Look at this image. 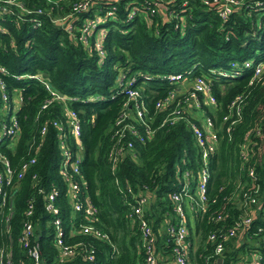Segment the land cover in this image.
<instances>
[{
  "label": "trees",
  "instance_id": "trees-1",
  "mask_svg": "<svg viewBox=\"0 0 264 264\" xmlns=\"http://www.w3.org/2000/svg\"><path fill=\"white\" fill-rule=\"evenodd\" d=\"M77 1L21 0V9L0 0V64L6 68L0 77L9 98L14 88H20L22 95L16 110L19 136L12 147L5 145V139L0 150L16 169L32 154L28 143L37 139L40 123L45 118L64 120V105L74 110L80 124V172L93 207L92 223L106 237L80 233L70 226L72 220L78 219H70V206L63 195L64 182L56 170V129L48 124L35 162L28 166L13 194L8 231L3 221L5 210L0 207V247L9 245V264H30L16 236L22 224L24 201L33 193L32 172L36 174V185L48 189L53 184L58 189L64 240L87 241L94 249L96 264H140L138 233L130 225L126 216L128 205L114 180L128 182L133 190L146 186L152 201L144 214L156 234V251L169 254L163 216L165 211L171 213L169 194L179 186L174 170L182 165V158L188 166L194 165L196 147L188 127L177 122L157 130L150 138L133 139L134 159L125 156L111 168L106 149L111 123L123 99L114 85L119 71L134 77L133 84L142 88L149 108L168 86L163 75L189 72L209 76L215 105L203 106V110L216 123L229 101L242 94L240 118L234 122L229 138L225 129L218 131L219 144L209 161L205 211L190 210L185 203V218L188 264L247 262L251 250L264 238V231H256V226L263 223L258 216L251 222L250 237L244 233L224 242L220 260L211 256L213 243L207 234L221 224H231L240 211L233 199L226 196L236 183V175L244 178L238 166L237 148L247 128H252L249 139L254 141L249 162L255 163L263 175L258 183L264 187V68L249 82L254 65L264 62V0L259 4L245 2L224 19L214 8L202 6L201 0H155L159 6L153 12V0H92L81 11L73 9ZM108 10L112 14H106ZM64 15V23L70 22L73 32H66L58 21H53ZM92 19L95 20L85 40L78 39L82 22ZM35 72L62 93L64 101L54 100L38 111L47 95L42 79L19 76ZM1 103L0 117L4 115ZM255 127L259 128V135L255 134ZM245 183L253 185L249 180ZM217 213L224 218L213 220ZM33 217L39 248L50 264L57 249L51 241L49 216L42 211L37 196ZM60 264L88 262L81 255L72 254Z\"/></svg>",
  "mask_w": 264,
  "mask_h": 264
},
{
  "label": "built area",
  "instance_id": "built-area-1",
  "mask_svg": "<svg viewBox=\"0 0 264 264\" xmlns=\"http://www.w3.org/2000/svg\"><path fill=\"white\" fill-rule=\"evenodd\" d=\"M2 1L15 4L19 8L24 9L21 0ZM91 1L78 0L73 4V9L76 11L85 10ZM249 1L252 4L260 3V0H201V4L204 7L214 8L218 16L224 19L230 12L240 8L245 2L248 3ZM158 6V1L153 0L150 11L153 12ZM132 11L133 9L130 14ZM106 14L112 13L108 10ZM66 17L67 15H64L55 18L53 21H58L66 32H73L72 24L70 22L64 23ZM95 19L82 22L81 29L78 32V39L85 40V36ZM263 68L264 62L255 64L249 82L258 77ZM5 72L6 68L0 64V74ZM19 76L42 79L38 72L20 74ZM162 78L167 79L168 86H166L162 95L153 99L149 108L143 98L142 88L134 86L133 76H127L123 71H119L115 76L114 85L122 92L123 99L110 126L106 158L110 167L113 168L125 156L134 159L133 139L136 138L141 141L144 138H150L157 130L168 128L177 122H183L188 127L196 147L194 165L188 166L185 159L182 158V165L175 167L174 175L179 186L169 194L171 213L169 214V212L165 211L163 216L164 232L167 236L166 242L170 244L168 256L172 264H188L185 203L190 210L199 209L201 212L205 211L208 204L206 188L207 181L210 178L209 161L219 144L218 131L225 129L229 138L234 122L240 118L242 94H236L229 101L226 112L221 115L216 123L215 118L203 110V106L213 108L215 105V99L210 92L209 76L204 74L190 75L188 72L186 74L169 73L163 75ZM42 83L47 95L42 100L38 111L45 109L54 100L64 101L65 97L62 93L53 89L43 79ZM20 91V88H14L9 98L4 82L0 77L1 110L5 111L4 115L0 117V147L5 139L7 140L5 145L12 147L19 136L20 125L16 110L22 100ZM15 105H17V108L13 110ZM63 108L64 120L45 118L40 123L37 139L33 138L28 143V148L32 150V154L22 161L16 169L10 166L8 157L0 150V207L5 210L3 213L5 229L8 231L9 228L8 222L12 214L13 194L19 187L20 179L24 176L28 166L35 162V153L42 144L47 125L50 124L56 129L55 137L59 153L56 170L64 182L63 195L70 206V219H78L77 222L72 220L70 226L80 233L105 238L106 234L92 223L95 219L92 213L93 207L89 196L86 194V182L80 172L81 141L79 137V120L74 110L65 105ZM251 131L252 128H247L243 132L242 140L237 148L238 166L240 170H243L244 178L241 175H236V183L226 196V199H233L240 211L231 224H221L207 234V239L213 243L211 256H217V259L224 249L226 240L238 235L243 236L244 233L248 237L251 236L249 234L250 225L256 216L263 221L262 225L256 226V231H264V197H262L264 195V187L262 189L258 183V180L263 178V175L258 171L255 163L249 162L253 154L252 145L254 144V141L249 139ZM254 132L259 135V128L255 127ZM30 179L34 186L33 193L24 201L22 224L16 236V242L26 252L30 259V264H48L47 259L39 248L38 233L36 234L34 231L33 210L36 196L41 203L42 211L49 216L47 224L52 227L51 241L57 249L50 264H60L72 254L81 255L88 264H96L93 260L94 249L87 241L78 239L77 241L66 242L64 240L65 232L61 225L59 205L57 203V187L52 184L48 189H45L42 185H36L35 172L30 174ZM245 180L251 181L253 185L246 186ZM114 182L118 191L122 194L124 202L128 205L126 216L130 220V225L135 227L138 233V243L142 250L140 264H164L157 258L156 234L150 220L144 214L152 201L149 200L152 193L144 185L133 190L128 182H122L120 179H115ZM191 183L192 190L190 191ZM219 189H221V186ZM211 201H214V198H211ZM224 216L221 213H217L212 218L218 221L223 219ZM249 254L250 257H247L248 261L239 264H264V238H262L258 247L252 249ZM9 261V245L0 247V264H9Z\"/></svg>",
  "mask_w": 264,
  "mask_h": 264
},
{
  "label": "crops",
  "instance_id": "crops-1",
  "mask_svg": "<svg viewBox=\"0 0 264 264\" xmlns=\"http://www.w3.org/2000/svg\"><path fill=\"white\" fill-rule=\"evenodd\" d=\"M157 258L160 259L164 264H172L168 253L157 251Z\"/></svg>",
  "mask_w": 264,
  "mask_h": 264
},
{
  "label": "rangeland",
  "instance_id": "rangeland-1",
  "mask_svg": "<svg viewBox=\"0 0 264 264\" xmlns=\"http://www.w3.org/2000/svg\"><path fill=\"white\" fill-rule=\"evenodd\" d=\"M16 108H17V105L14 106L13 110H15ZM13 110H12V111H13ZM1 113L4 114L5 111L3 110V111H1ZM190 223H192V218H190ZM248 257H250V254H249Z\"/></svg>",
  "mask_w": 264,
  "mask_h": 264
},
{
  "label": "water",
  "instance_id": "water-1",
  "mask_svg": "<svg viewBox=\"0 0 264 264\" xmlns=\"http://www.w3.org/2000/svg\"><path fill=\"white\" fill-rule=\"evenodd\" d=\"M219 259V258H218Z\"/></svg>",
  "mask_w": 264,
  "mask_h": 264
}]
</instances>
